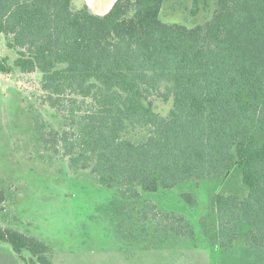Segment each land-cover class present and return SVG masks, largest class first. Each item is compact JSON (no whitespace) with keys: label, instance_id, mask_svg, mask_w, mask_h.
Segmentation results:
<instances>
[{"label":"trees","instance_id":"1","mask_svg":"<svg viewBox=\"0 0 264 264\" xmlns=\"http://www.w3.org/2000/svg\"><path fill=\"white\" fill-rule=\"evenodd\" d=\"M165 1L116 0L97 14L74 0H0V34L17 55L0 59V73L40 74L41 103L62 126L36 115V145L121 190L110 210L122 237L140 238L139 228L146 239L155 223L195 239L184 215L143 192L239 167L248 195L217 193L200 223L221 249L248 223L247 251L264 258V0H215L213 18L195 26L164 21ZM156 96L173 101L168 116L155 110ZM141 129L143 138L130 136ZM5 202L0 189V212ZM0 242L53 264L50 244L1 222Z\"/></svg>","mask_w":264,"mask_h":264},{"label":"rangeland","instance_id":"2","mask_svg":"<svg viewBox=\"0 0 264 264\" xmlns=\"http://www.w3.org/2000/svg\"><path fill=\"white\" fill-rule=\"evenodd\" d=\"M214 2L166 0L161 18L188 26L204 24L213 18ZM79 6L76 0L74 7ZM16 56L0 34V59L8 57L12 62ZM41 94L40 74L19 70L0 73V189H5L7 195L0 222L50 244L53 264H264L262 256L250 254L245 246L248 223L241 222L239 240L230 249L212 245L200 223L201 217L210 212L217 193L233 192L242 198L248 195L239 167L223 177L143 192L145 200L154 201L163 211L184 215L194 229L195 239L164 233L155 223L148 224L146 239L139 228L133 233L140 238L122 237L110 210L111 201L119 199L121 190L102 185L89 170L73 171L66 158L43 152L36 145V115L55 127L62 126L61 115L41 103ZM153 101L155 110L168 116L173 101L157 96ZM146 133L141 129L130 136L141 139ZM184 193H192L196 205L189 204ZM0 264L38 262L29 251L19 255L11 244L0 242Z\"/></svg>","mask_w":264,"mask_h":264},{"label":"crops","instance_id":"3","mask_svg":"<svg viewBox=\"0 0 264 264\" xmlns=\"http://www.w3.org/2000/svg\"><path fill=\"white\" fill-rule=\"evenodd\" d=\"M116 0H79L80 6L78 8L83 7L85 4H88L90 9L97 14H105L107 13ZM74 0L73 3H75Z\"/></svg>","mask_w":264,"mask_h":264}]
</instances>
